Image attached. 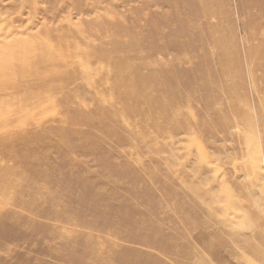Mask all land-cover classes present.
<instances>
[{
	"label": "rangeland",
	"instance_id": "rangeland-1",
	"mask_svg": "<svg viewBox=\"0 0 264 264\" xmlns=\"http://www.w3.org/2000/svg\"><path fill=\"white\" fill-rule=\"evenodd\" d=\"M118 262L264 264V0H0V264Z\"/></svg>",
	"mask_w": 264,
	"mask_h": 264
},
{
	"label": "bare ground",
	"instance_id": "bare-ground-1",
	"mask_svg": "<svg viewBox=\"0 0 264 264\" xmlns=\"http://www.w3.org/2000/svg\"><path fill=\"white\" fill-rule=\"evenodd\" d=\"M3 47H4V46H3ZM39 48H40V47H39ZM205 74H206V73L204 72V76H205ZM180 128H181V127H180ZM85 248H86V247H85ZM63 250H64V249H63ZM76 250H77V249H76ZM125 253H126V252H125ZM70 254H71V253H70ZM121 254H122V253H121ZM70 256H71V255H70ZM85 256H86V255H85ZM85 256H84V257H85ZM117 256H118V255H117ZM115 257H116V256H115ZM119 257H120V256H119ZM122 257H123V256H122ZM76 259H77V258H76ZM83 259H85V258H83ZM115 259H116V258H115ZM120 259H121V258H120ZM63 260H64V259H63ZM65 260H66V259H65ZM69 260H70V258H69ZM80 260H81V259H80ZM133 260H134V259H133ZM126 261H127V260H126ZM63 262H64V261H63ZM65 262L67 263V262H69V261H65ZM120 262H121V261H120ZM129 262H130V261H129ZM118 263H119V262H118ZM118 263H116V264H118ZM130 263H131V262H130ZM119 264H120V263H119Z\"/></svg>",
	"mask_w": 264,
	"mask_h": 264
}]
</instances>
